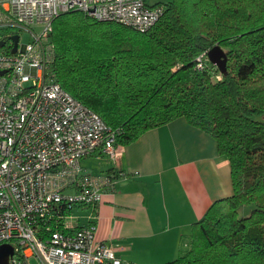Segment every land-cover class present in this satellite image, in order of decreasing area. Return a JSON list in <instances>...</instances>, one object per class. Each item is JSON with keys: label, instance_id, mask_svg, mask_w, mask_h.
Here are the masks:
<instances>
[{"label": "trees", "instance_id": "trees-1", "mask_svg": "<svg viewBox=\"0 0 264 264\" xmlns=\"http://www.w3.org/2000/svg\"><path fill=\"white\" fill-rule=\"evenodd\" d=\"M154 5L164 12L146 31L80 9L59 15L57 78L120 144L184 116L230 162L233 194L217 199L193 223L189 248L162 264H264V0ZM215 45L227 52L224 72L211 60L198 65Z\"/></svg>", "mask_w": 264, "mask_h": 264}, {"label": "built area", "instance_id": "built-area-1", "mask_svg": "<svg viewBox=\"0 0 264 264\" xmlns=\"http://www.w3.org/2000/svg\"><path fill=\"white\" fill-rule=\"evenodd\" d=\"M76 9L139 31L164 12L147 0H0V245L13 248L9 264L129 263L98 238L94 221L74 218L116 180L84 160L103 155L118 165L122 154L117 131L54 70V21ZM198 60L205 67L211 59L205 52Z\"/></svg>", "mask_w": 264, "mask_h": 264}, {"label": "crops", "instance_id": "crops-1", "mask_svg": "<svg viewBox=\"0 0 264 264\" xmlns=\"http://www.w3.org/2000/svg\"><path fill=\"white\" fill-rule=\"evenodd\" d=\"M160 1L170 0H151ZM121 151L118 165L103 155L84 160L93 172L121 173L96 207L79 206L74 218L94 221L98 238L129 263L173 260L189 248L193 223L217 199L233 194L230 162L215 138L184 116L121 144Z\"/></svg>", "mask_w": 264, "mask_h": 264}, {"label": "water", "instance_id": "water-1", "mask_svg": "<svg viewBox=\"0 0 264 264\" xmlns=\"http://www.w3.org/2000/svg\"><path fill=\"white\" fill-rule=\"evenodd\" d=\"M17 40L18 36H14ZM15 50V48H14ZM209 57L211 61L218 65V67L224 72L226 70L228 55L227 52L220 46L215 45L209 50ZM13 248L10 244L4 243L0 245V264H9V256L12 254Z\"/></svg>", "mask_w": 264, "mask_h": 264}, {"label": "rangeland", "instance_id": "rangeland-1", "mask_svg": "<svg viewBox=\"0 0 264 264\" xmlns=\"http://www.w3.org/2000/svg\"><path fill=\"white\" fill-rule=\"evenodd\" d=\"M149 2H151V0H148ZM162 1H165V0H162ZM151 3H155V2H151ZM29 40V34L27 33H24V36H23V42H27ZM216 65V64H215ZM218 66V65H217ZM222 71V70H221ZM241 211H244V209H242Z\"/></svg>", "mask_w": 264, "mask_h": 264}]
</instances>
